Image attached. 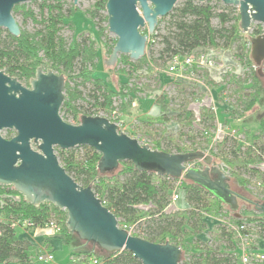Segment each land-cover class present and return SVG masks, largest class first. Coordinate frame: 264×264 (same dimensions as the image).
I'll list each match as a JSON object with an SVG mask.
<instances>
[{"label": "trees", "instance_id": "trees-1", "mask_svg": "<svg viewBox=\"0 0 264 264\" xmlns=\"http://www.w3.org/2000/svg\"><path fill=\"white\" fill-rule=\"evenodd\" d=\"M106 1L98 0L91 10L85 11V15L97 28V35L100 38L107 30V16L101 14L105 13ZM213 1L216 4H213ZM64 4L63 0H43L39 4V20L25 4L14 7L13 16L19 14L23 20L30 19L38 24L39 28L33 33L20 28L21 33L18 37H13L8 31L0 29V70L18 81H23L27 86L39 66L63 75L65 77L64 102L60 112L71 113L76 124L79 123L81 115H97L85 114L77 108L75 103L82 99V92L78 89L76 80H79L81 85L86 83L93 85L89 94L92 100L90 105L97 111L107 114L114 111L115 98L124 100L128 95L129 97L120 106V111H124L125 107L132 103L137 92L136 87L133 85V88H129L130 84L124 83L118 90H112L101 78H94L98 59L94 41L80 35L67 43L61 36L64 27L73 29L69 20L79 10L74 4L65 9ZM235 10L232 6L223 5L219 0H210L205 3L183 0L177 3V7H174L169 14L170 19L165 35L158 33V26L165 18L158 20L155 33L147 42L146 51L158 39L163 45L159 59H163L165 55L167 58H172L203 48L233 50L235 59L245 67H249L247 75L242 77L230 75L229 80L236 86L237 105L235 109L232 108L231 114L238 123L254 109L260 97V74L252 66L254 63L250 57L249 38L261 35L264 29L259 25L249 33V38L245 37L239 26V13L237 12L236 15L232 13ZM214 17L220 23L218 28L211 24ZM103 22L106 23L104 28L101 27ZM230 22L232 23L229 27H226L225 25ZM115 43L116 41H113L110 46L104 43L110 54ZM156 62L157 59L145 53L138 61H131L128 55H120L117 65L127 66L129 71L126 72L123 67L120 72L130 77V72H138L143 67ZM262 68L264 75V62ZM156 80L158 84H161L158 77ZM71 81H74V86L70 85ZM193 88L191 89V85L187 84L178 85L181 93L184 90H190L191 93L181 95L180 102L174 109L168 107L171 100H167L165 95L156 101V104L160 106V114L149 119H141L137 130L140 136L152 141V145L144 143L145 145H149L154 150L177 154L201 151L203 143L210 141V133L216 129L214 112L209 108H203L200 110L199 121H196L194 113L188 106L192 101L199 100L201 95L198 94L199 88ZM143 90H149V86ZM152 93L153 91H148L147 95ZM169 120L179 126L176 135L167 134L165 126ZM6 132V139H10V131ZM246 136L245 145L239 143L236 136H224L215 145L216 152L211 154L213 158L222 162V170L227 171L230 178L239 186L249 184V181L236 169L262 177L263 173L257 167L264 163V142L262 141L264 116L259 120L256 132H247ZM228 140L233 141V145L227 149ZM55 149L60 165L79 185L92 187L103 205L116 216L120 228L124 227L128 232L132 229L134 232H131V235L152 243L169 242L179 246L182 250L179 264H241L233 253L236 247V235L230 230L227 231L226 225L222 223L215 225L219 233L213 238L214 245L199 239V235L209 226L206 221L207 213L218 214L220 210H225L229 214L232 225H246V230L242 231V234H248L249 229H254L255 234L264 240V215L257 212L255 207L254 210L239 212L238 209L237 212H232L202 187L182 180L181 188L187 209L169 212L168 207L176 187V179L157 175L150 169L138 171L129 161L122 162L112 172L101 174L96 168L101 155L94 149L86 146L66 151ZM78 150L82 152L79 153ZM259 186L264 194V181H259ZM237 195L253 206L256 201L264 202V197L250 201ZM53 212L56 213L57 222L62 226L63 243L65 245L75 243L76 247L80 246L81 241L65 227L66 213L64 211L47 202L33 206L12 187L0 185V216L6 219L0 221V264H32L29 253L30 244L26 239L18 237L16 226H21L22 221L27 219L33 223L34 227H42L51 219L49 217ZM190 246L194 252L187 255V258L186 254L183 257V252H186ZM97 249L96 252L93 248L86 247L72 253L71 256L77 254L81 256V259L75 263L71 261L69 264H92L93 258L99 260L101 264H141L129 251L107 253ZM253 264H264V261Z\"/></svg>", "mask_w": 264, "mask_h": 264}, {"label": "water", "instance_id": "water-1", "mask_svg": "<svg viewBox=\"0 0 264 264\" xmlns=\"http://www.w3.org/2000/svg\"><path fill=\"white\" fill-rule=\"evenodd\" d=\"M32 0H0V29L13 37L21 33L12 12L15 6ZM180 0H107V30L116 43L104 65L113 69L120 55L138 61L146 50L158 20L171 13ZM205 3L210 0H194ZM238 8L240 29L247 34L252 23L264 29V0H219ZM78 0H73L77 5ZM147 33H142L143 29ZM250 57L264 86V31L249 38ZM65 77L41 66L35 70L29 87L0 70V185L12 187L23 199L39 206L45 202L66 212L65 227L80 241L91 243L107 253L129 251L141 264H179L182 250L166 242L156 244L131 235L119 227L118 219L98 198L92 187L79 185L60 165L55 148L66 151L90 147L101 157L97 170L108 173L125 161L138 171L153 170L157 175L196 184L226 205L239 209L240 192L222 163L204 149L170 154L152 149L136 135L120 131L107 114L81 115L79 123L60 115L64 102ZM3 130L15 135L6 139ZM201 162L203 168H187ZM236 192V193H235ZM263 198V197H261ZM255 210L264 215V202L256 201Z\"/></svg>", "mask_w": 264, "mask_h": 264}, {"label": "rangeland", "instance_id": "rangeland-1", "mask_svg": "<svg viewBox=\"0 0 264 264\" xmlns=\"http://www.w3.org/2000/svg\"><path fill=\"white\" fill-rule=\"evenodd\" d=\"M43 0H32L30 2L25 3L26 7L30 8L34 15L36 16V19L39 20V4ZM98 0H78L77 5H75L79 10L75 12L72 19L69 20V23H72L73 29L69 27H64L61 31V36L66 40L67 43H70L72 38H76L77 36L83 35L87 36L91 39V41H94L95 47L97 49V65L96 69L94 71V78H101L104 83L112 90H118L121 84L129 83V88L136 87V94L134 95V99L130 105H127L125 107L124 111H120V106L122 103H124L129 97L128 95L124 100H121L119 98H115L113 100V107L114 111L110 114H107L102 111H97L94 107H92L90 104L92 103V100L89 96L93 89V85L91 83H86L85 85H81L79 83V80H76L78 84V89L82 92V99H79L76 101V106L81 112L91 113V114H107L109 118H115L116 122L120 126V131H127V133L132 137L134 132L135 134L146 144L152 145V141L146 137L140 136L139 133H137V130L140 126V119H149V117H156L158 116L157 113L152 114H146L148 111L149 105H152L151 103L155 102V106L158 108L159 105L156 104V101L161 98L162 95L166 96L167 100H171V103H169L170 106H168L171 109H174L176 105L180 102L181 95H189L191 93L190 90H184L182 93L178 89L179 82H176L174 80L173 76L169 74L168 67L171 62L172 58H167L166 55L163 56V59H159L160 51L163 49V45L161 43V40H157L156 43H154L148 51L145 50V53L148 54L149 57L157 59L156 63L150 64L148 66L143 67L142 70L138 72H130V77H127V75L122 74L120 72L121 69H123L127 72L129 71V68L127 66H123L122 64L114 65L113 69L108 68L104 65V60L108 59L110 56V53L108 52V49L104 46V43L107 45L113 44V41H116V36L112 33H109L108 30H105L103 33V36L100 38L97 35V28L93 24V22L89 19L87 15H85V11H89L93 8L94 3ZM180 0L179 2L181 3ZM65 3L64 7L65 9L69 8L71 4H73V0H63ZM213 4H216L215 1L212 2ZM22 5V4H21ZM224 5V4H223ZM177 7V4L175 5ZM234 7V6H232ZM236 10L233 11V15H236L238 12V8L234 7ZM172 12V11H171ZM231 13V14H232ZM102 15H106V12H102ZM15 20L17 21L19 27L23 30H26L30 33H33L36 29L39 28V25L33 22L30 19L23 20L22 16L17 14L14 16ZM165 19L159 24L158 26V33L160 35L166 34V27L168 25V21L170 19L169 14L164 17ZM227 23L225 26L229 27L231 24ZM211 24L213 27L218 28L220 27L219 21L214 17L211 21ZM263 26L259 23H252L251 29L247 34L242 33L245 35V37L249 38V33L257 28L258 26ZM106 23H101V27H105ZM147 32V29H143L142 33ZM159 41V42H158ZM148 42V41H147ZM250 47V44H249ZM219 61L218 66L216 69L207 72V71H197L196 77H193L192 82L193 86L195 87V82H199V85L202 87V89L199 88L201 95L199 100L192 101L189 104V109L196 114H200V110L203 108H208L206 105H201L202 101H206L205 99L209 100L213 104L216 105V107L219 108V111L217 114L214 113L215 119L218 118L219 124L216 122V129L212 133H210V141L203 143L202 149H204L206 152L212 154L215 153L216 150L214 149L215 145L219 143L225 133L227 132V128L229 129H236L237 134L235 135L236 140L239 143L246 144L247 142V136L246 133H255L258 127V122L261 119V117L264 116V86L261 83V80L259 79V88L261 90L260 97L258 100V104L255 105L254 109L247 113V115L241 119L237 123V119L232 117V108L235 109L237 105L236 101V95H235V89L236 86L234 83H232L230 80V75H236L239 77H242L244 75L248 74L249 67H245L240 62H238L234 57V51L233 50H219ZM118 61V60H117ZM253 66V65H252ZM254 67V66H253ZM151 70H149V69ZM263 68L261 67V72ZM76 73V72H75ZM159 78L161 81V84H158L156 78ZM20 83L24 84L23 81H19ZM179 83V84H178ZM71 86H74V81H71ZM134 85V86H133ZM146 86H149V90H143ZM193 86H191V89H194ZM148 91H153L152 94L147 95ZM130 95V94H129ZM185 97V96H184ZM196 104H199L196 105ZM142 114V116L139 119V116ZM160 114V113H159ZM60 115L62 118L68 122H74L73 116L71 113L67 112H60ZM200 116V115H199ZM170 121V120H169ZM166 124V130L167 134L176 135L179 131V126L174 122L170 121ZM216 121V120H215ZM222 124L221 127L219 125ZM160 127V126H158ZM7 130H3L1 132V135L6 138L7 136ZM10 131V137H13L15 135V132L13 130ZM222 134H219V133ZM224 133V134H223ZM203 142V140H200ZM236 141V142H237ZM262 141L264 142V136L262 138ZM162 143V142H161ZM165 143V142H163ZM165 145V144H163ZM233 145V141L228 140L226 143V148H230ZM212 150V151H210ZM56 152V149H55ZM79 153L82 152V150H78ZM219 160V159H218ZM220 161V160H219ZM221 162V161H220ZM222 163V162H221ZM197 166H202L201 162H196ZM238 173L242 175L245 179L249 181V184L239 186L236 184L237 188L246 193L248 196L258 199L261 197H264V194L260 190V186L258 185L259 181H264V174H261L260 177L254 176L252 173L243 171V170H237ZM259 176V175H258ZM236 182V181H235ZM240 197L246 198L250 200L248 197H246L244 194L240 192ZM252 201V200H250ZM176 205L178 207H182L183 205V196L180 197V199L176 202ZM187 209V206H183V208L179 210ZM243 210H254L253 204L244 201L240 198V204H239V212ZM65 212V211H64ZM66 213V212H65ZM51 219L57 220L56 213H51L50 217ZM66 221V220H65ZM206 221L209 226H207V230L199 235V239L203 242H210L211 245H214L213 238H215V235L219 233V229H215L218 223H222V225H226L228 230H230L231 233L234 234V231L232 230L231 226L232 223L229 221V214L226 213L225 210H220L218 214L214 213H207L206 214ZM216 225V226H215ZM38 230H41L43 234L52 233L53 231L49 228L45 227H39ZM124 229V227H123ZM214 229V230H213ZM36 230V229H35ZM134 232L132 229L129 231ZM248 232L251 234V243L250 246L259 249L264 250V240L260 239L259 236L255 234V230L249 229ZM21 233V227L16 226V234L19 237V234ZM55 233V232H53ZM76 237V235H74ZM78 239V238H77ZM237 239V238H236ZM79 240V239H78ZM80 241V240H79ZM236 245L238 246L240 241L235 240ZM80 246L76 247L75 243H71L69 245H65L63 243V246L59 250L54 251V262L50 264H69L74 259H81V256L75 254L71 256L72 253L79 251L80 249H94L96 252L98 251L97 247L91 243L84 244L82 241L80 242ZM35 249H30V257L31 259L35 256ZM192 252H194V249L190 246L187 248L186 252H183V257L186 254L191 255Z\"/></svg>", "mask_w": 264, "mask_h": 264}, {"label": "built area", "instance_id": "built-area-1", "mask_svg": "<svg viewBox=\"0 0 264 264\" xmlns=\"http://www.w3.org/2000/svg\"><path fill=\"white\" fill-rule=\"evenodd\" d=\"M155 33V32H154ZM153 33V34H154ZM152 34V35H153ZM150 35L148 37V40L152 36ZM219 50H214L210 48H203L199 49L197 51H192L189 54L185 55H177L172 57L171 62L168 67V72L173 76L174 80L176 82L187 84L193 86L192 80L193 77H196L197 71H207L210 72L217 68L218 61H219ZM198 76V75H197ZM195 87L202 89V87L199 85V82H195ZM194 87V86H193ZM202 101L201 105H206L211 111H213L215 114L218 113L219 108L216 107L215 104L210 102L209 100L205 99ZM199 106V104H196ZM112 120L113 116H111ZM196 121H199L200 116L198 114L195 115ZM218 118H216L215 123L219 124ZM118 124V123H117ZM119 126V124H118ZM222 124L219 125L221 127ZM120 128V126H119ZM227 132L224 136H235L237 134L235 129H226ZM219 134H222L221 132ZM224 134V133H223ZM187 168H203L202 166H197L196 162H193L186 166ZM258 170L261 171L264 174V163H261L258 167ZM181 179H177L176 187L174 191L172 192L171 199H170V205L168 207L169 212L177 211L178 209L175 207L176 202L180 199L181 196L184 197V192L182 190L181 186ZM259 185V183H258ZM15 200H17L15 198ZM20 227L26 228V229H37L39 227H34L33 223L30 220H23ZM45 228H49L55 233H61L62 226L57 220L50 219L48 223H46L44 226ZM232 230L234 231V234L236 235L237 240L240 241L239 245L237 246L238 252H234V255L238 257L241 264H253V263H260L264 261V250L256 249L252 246H250L251 243V234L248 232V234H242V231L246 230V225L242 224L241 226L232 225ZM253 230V229H252ZM130 233V232H129ZM72 262L75 263L79 259L71 258ZM32 264H50L54 262V256L51 252L47 250H41L38 253L35 254L34 258H32ZM92 264H101V262L95 258L92 259Z\"/></svg>", "mask_w": 264, "mask_h": 264}, {"label": "crops", "instance_id": "crops-1", "mask_svg": "<svg viewBox=\"0 0 264 264\" xmlns=\"http://www.w3.org/2000/svg\"><path fill=\"white\" fill-rule=\"evenodd\" d=\"M155 103V102H154ZM153 102L151 103L152 105H149L150 107L148 108V111L146 114H152V113H157L159 115L160 110L157 106H155ZM142 116V114L139 116ZM141 120V119H140ZM187 206L186 201L183 197V205L182 207H178L175 204V207L179 210L181 208H183V206ZM6 220L4 219L2 216H0V221ZM41 230L38 229H26L21 227V233L19 234V238H24L28 241V243L30 244V249H35V254L38 253L41 250H47L49 252H51L52 254L54 253L55 250H59L62 248L63 246V237L61 233H48L43 234L41 233ZM239 250L237 249V245L233 251L234 252H238ZM54 256V254H53Z\"/></svg>", "mask_w": 264, "mask_h": 264}, {"label": "flooded vegetation", "instance_id": "flooded-vegetation-1", "mask_svg": "<svg viewBox=\"0 0 264 264\" xmlns=\"http://www.w3.org/2000/svg\"><path fill=\"white\" fill-rule=\"evenodd\" d=\"M11 77V76H10ZM26 87H29V85L27 86V85H25ZM236 193V192H235Z\"/></svg>", "mask_w": 264, "mask_h": 264}]
</instances>
